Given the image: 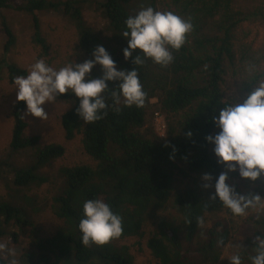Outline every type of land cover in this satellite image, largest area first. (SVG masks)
<instances>
[{"label":"trees","instance_id":"trees-1","mask_svg":"<svg viewBox=\"0 0 264 264\" xmlns=\"http://www.w3.org/2000/svg\"><path fill=\"white\" fill-rule=\"evenodd\" d=\"M139 0H0V25L6 36L4 52L15 45L3 11L14 9L33 16L34 41L44 50L39 36L37 12H60L73 23L79 37L82 59H92L97 46H103L118 70L138 72L147 93L142 108L124 107L122 98L114 102L115 82L103 94L108 107L103 118L90 125L76 114L79 101L71 94L56 100L69 103L61 115L67 141L80 137L84 153L93 165H76L58 170L61 180L51 198L50 209L57 218V229L39 236L32 213L35 198L22 191L48 182L41 171L64 156L62 145L42 146L39 136H26L23 119L25 105L17 102L12 109L10 151L29 152L28 163L7 166L6 182L14 187L11 200L0 201V237L8 236L20 248L24 264H134L131 246L123 241L135 239L139 251L148 255L149 264H229L233 254L250 264L255 255V239L264 238V199L243 216H234L215 199L214 184L221 172L212 153L213 145L205 137L218 129L212 118L225 103H242L246 96L264 84V0H141L156 11H171L190 19L193 30L185 45L174 51L173 61L160 67L151 60L132 64L122 55L124 21L140 11ZM86 9L103 19L100 31L86 21ZM104 34V35H103ZM108 36V37H105ZM8 82L27 72L16 65L6 66ZM102 75L100 66L90 78ZM155 99L165 116V138L154 129H145L149 101ZM191 132V137L185 134ZM212 177L205 188L202 176ZM226 183L241 195L264 198V177L255 182L228 173ZM100 199L122 217L123 232L104 246H82L78 223L87 200ZM225 217L204 227L208 216ZM240 220L238 231L235 222ZM14 231L10 232L9 228ZM248 232L243 246L224 251L234 233ZM0 264H8L0 253Z\"/></svg>","mask_w":264,"mask_h":264},{"label":"clouds","instance_id":"clouds-1","mask_svg":"<svg viewBox=\"0 0 264 264\" xmlns=\"http://www.w3.org/2000/svg\"><path fill=\"white\" fill-rule=\"evenodd\" d=\"M122 38L127 46L122 55L127 61L133 57L132 64L141 65L144 60L167 67L173 61L172 53L179 51L193 30L190 19H185L171 11H156L147 7L129 16L125 21ZM100 66L102 75L90 78L92 69ZM115 82L117 92L113 91L114 102L122 98L124 107L137 109L145 104L147 93L135 69L118 70L115 61L103 46H97L92 59L83 63L70 60L59 69L49 66L44 59H38L30 67L27 76L13 79L16 101L25 105L26 111L34 118L46 120L43 105L53 103L58 96L71 94L78 101V117L85 125L103 118L108 105L104 93L108 84ZM219 130L214 136H207V143L213 145L217 163L226 171L216 178L214 194L210 199L218 200L230 214L243 216L247 210L259 204L262 199L255 195L238 194L226 181L228 173H237L239 178L255 182L264 177V84L255 87L242 103H225L218 115L212 118ZM191 137V132L185 134ZM209 187L212 177L202 176ZM82 246H104L112 239L119 238L123 232L122 217L115 214L110 206L100 199L87 200L82 206V218L78 223ZM255 255L249 257L250 264H264V238L255 239ZM13 257L9 264H17L16 253L0 244V253ZM229 264H243L239 253L233 254Z\"/></svg>","mask_w":264,"mask_h":264},{"label":"rangeland","instance_id":"rangeland-1","mask_svg":"<svg viewBox=\"0 0 264 264\" xmlns=\"http://www.w3.org/2000/svg\"><path fill=\"white\" fill-rule=\"evenodd\" d=\"M14 3L18 5L21 3V0H14ZM137 7L139 10L147 8V3L139 0ZM2 13L15 36V45L10 47L9 51L5 53L3 47L6 42V36L0 25V201L8 202L11 200L10 196L13 194L14 187L10 185V189H8L9 180L7 182L4 180L7 177V166L26 164L31 154L29 152L13 153L9 148L13 127L11 113L17 101L15 85H11L8 82L6 66L10 64L16 65L28 74L31 65L36 60L44 59L49 66L59 69L70 60L80 63L83 53L79 48V37L76 28L68 17L60 12L42 11L35 14L39 26L38 33L47 45L46 50L34 41L33 16L14 9H6ZM85 13L87 24L91 28L100 31L103 28L104 21L99 14L92 9H86ZM43 107L48 115V118L43 121L32 117L27 113L25 108L23 113V119L27 125L25 134L26 136H39L42 146L50 144L62 145L65 148V153L62 158L55 160L49 167L41 171L43 175L48 177L47 183L38 187H32L27 191H22V193L35 198V208L38 209V212L32 213L31 216L35 223L37 234L39 236H48L59 225L57 218L50 209L51 198L61 182L58 170L76 165H93L94 163L84 153L79 136L70 141H67L64 137L61 115L69 109L70 104L55 100L53 103H46ZM158 108L159 106L155 99L149 101L145 129L150 130L153 128L155 134L153 118L154 114L159 112ZM156 136L158 137L157 134ZM223 217L225 216H208L203 228L208 227L213 220ZM235 224L236 231H238L240 220L236 221ZM9 231L13 232L14 229L11 227ZM247 233L236 232L233 234L232 242L225 249L223 259L228 258L229 251H234L243 246L244 236ZM135 243V239L122 242L124 245L131 246V252L135 257L134 264H149L147 253L139 251ZM0 244L6 245L7 249L13 250L16 253L14 259H16L17 264H24L20 258V248L17 244L10 242L7 235L0 237ZM1 255L7 260L8 264L13 259L6 252L1 253Z\"/></svg>","mask_w":264,"mask_h":264},{"label":"built area","instance_id":"built-area-1","mask_svg":"<svg viewBox=\"0 0 264 264\" xmlns=\"http://www.w3.org/2000/svg\"><path fill=\"white\" fill-rule=\"evenodd\" d=\"M153 124L158 137L165 138L166 120L164 118V115H162L160 112H156L154 114Z\"/></svg>","mask_w":264,"mask_h":264}]
</instances>
